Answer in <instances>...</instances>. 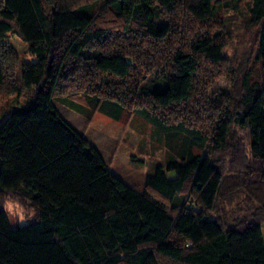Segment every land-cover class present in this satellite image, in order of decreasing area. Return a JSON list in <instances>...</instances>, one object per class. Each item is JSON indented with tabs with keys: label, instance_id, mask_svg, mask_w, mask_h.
<instances>
[{
	"label": "trees",
	"instance_id": "1",
	"mask_svg": "<svg viewBox=\"0 0 264 264\" xmlns=\"http://www.w3.org/2000/svg\"><path fill=\"white\" fill-rule=\"evenodd\" d=\"M241 1L259 33L258 72L206 100L218 121L205 133L176 116L193 115L207 73L230 64L219 33L201 31L226 1L0 0V95H20L7 79L17 64L9 35L37 59L17 73L31 95L0 121V264H264V0ZM54 100L87 118L132 111L189 147L140 190L110 172ZM7 195L33 209L29 222L11 225Z\"/></svg>",
	"mask_w": 264,
	"mask_h": 264
},
{
	"label": "rangeland",
	"instance_id": "2",
	"mask_svg": "<svg viewBox=\"0 0 264 264\" xmlns=\"http://www.w3.org/2000/svg\"><path fill=\"white\" fill-rule=\"evenodd\" d=\"M223 1H226L228 7L218 8L215 21L213 19L209 23L210 25L205 26L203 30L196 28L193 32L206 31L212 36L219 33V39L224 43V56L230 60V64L229 66L225 65L223 74L217 73L211 77L207 73L210 76V82L206 87L205 102L199 98L198 102H195L197 98L195 95L193 99V103L203 106L200 105L198 109L196 105L199 104H193L195 111L193 115L181 118V115L187 113L180 109L181 111L176 116L177 121L186 120L189 123L190 120V125L194 124V126L204 128L205 133L210 132L218 121V119L213 120V116H209L211 107L207 101L212 100L217 94L230 96L233 90V81L244 74L243 70L252 71L253 76L258 72V65L254 63L258 44V29L248 28V24L245 22L249 15V5L241 0ZM7 39L17 53V64H14L10 70L13 73L7 79L18 84L20 95L18 97L0 95V121L11 110L20 107L27 101L28 96L32 93L20 86L17 79L20 65L31 67L37 63L35 56L29 53L27 46L16 36L11 34ZM239 65H242V70H239ZM200 83L203 86L202 80ZM54 106L61 117L74 130L83 135L90 147L100 154L114 176L127 185L140 190L143 188L145 178L153 172L157 165L163 164L170 157L178 159L181 151L187 146L183 135L162 134L143 119L134 115L132 111L124 112L120 120L114 121L102 113H95L91 115V118H87L72 110L63 100H54ZM232 137L245 147L246 152L248 151L249 141L246 134L234 130ZM228 153L225 155L228 156ZM242 199L243 197L236 198L233 204H225L223 213L229 216L231 212L237 210ZM4 209L8 213L12 226L15 224L24 225L34 216L33 209L17 199L15 195L5 197ZM262 237H264V226H262Z\"/></svg>",
	"mask_w": 264,
	"mask_h": 264
},
{
	"label": "built area",
	"instance_id": "3",
	"mask_svg": "<svg viewBox=\"0 0 264 264\" xmlns=\"http://www.w3.org/2000/svg\"><path fill=\"white\" fill-rule=\"evenodd\" d=\"M188 247H190V246L188 245Z\"/></svg>",
	"mask_w": 264,
	"mask_h": 264
}]
</instances>
